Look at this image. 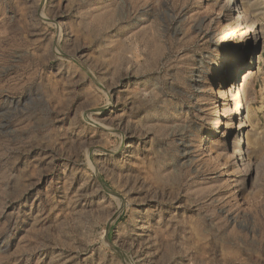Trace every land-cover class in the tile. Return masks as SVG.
Returning <instances> with one entry per match:
<instances>
[{"label":"rangeland","instance_id":"rangeland-1","mask_svg":"<svg viewBox=\"0 0 264 264\" xmlns=\"http://www.w3.org/2000/svg\"><path fill=\"white\" fill-rule=\"evenodd\" d=\"M230 2L0 0V264H264V0Z\"/></svg>","mask_w":264,"mask_h":264},{"label":"bare ground","instance_id":"bare-ground-1","mask_svg":"<svg viewBox=\"0 0 264 264\" xmlns=\"http://www.w3.org/2000/svg\"><path fill=\"white\" fill-rule=\"evenodd\" d=\"M230 4L232 5V6H234V7H236V3L234 2V0H231V2H230ZM229 4V5H230ZM228 5V6H229ZM237 11H238V15H236V16H240L239 15V10L237 9ZM251 31V34L253 35V33H254V29H252V30H250ZM234 55H233V58H231L232 60H231V65H233V64H236L237 63V65H238V68L240 67L241 68V66H242V62H241V56L243 55V52H241V51H237L236 53L234 52L233 53ZM226 81V80H225ZM227 82V81H226Z\"/></svg>","mask_w":264,"mask_h":264}]
</instances>
